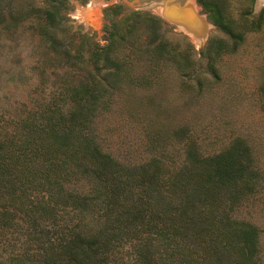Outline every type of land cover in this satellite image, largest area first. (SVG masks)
<instances>
[{"label": "trees", "instance_id": "16d2710c", "mask_svg": "<svg viewBox=\"0 0 264 264\" xmlns=\"http://www.w3.org/2000/svg\"><path fill=\"white\" fill-rule=\"evenodd\" d=\"M198 1L226 34L207 56L216 74L215 60L264 25V6L255 14V0L239 12L227 0ZM14 4L0 0V24L29 23L62 70L55 89H37L22 116L0 118V255L7 264H260V228L235 215L260 184L246 151L204 155L186 130L167 139L144 124L140 161L104 149L99 121L123 113L131 92H150L170 74L189 88L191 47L183 53L159 36L160 19L130 11L124 29L112 24L107 42L86 59L83 44L58 37V9ZM261 102L264 110V88Z\"/></svg>", "mask_w": 264, "mask_h": 264}, {"label": "rangeland", "instance_id": "374dc122", "mask_svg": "<svg viewBox=\"0 0 264 264\" xmlns=\"http://www.w3.org/2000/svg\"><path fill=\"white\" fill-rule=\"evenodd\" d=\"M97 1L14 0V6L58 9L61 17L55 28L58 37L74 48L83 44L86 59L94 46L107 42L112 24L124 29L125 15L130 11L160 19L159 36L177 44L183 53L191 47L195 66L190 78H184L189 88L182 90L175 74H170L150 92H131L123 113H108L99 121L104 149L140 161L145 157L140 142L143 133L140 126L144 124L148 126L146 130L160 131L167 139H173L171 135L177 128L186 130L204 155L226 149L246 151L252 160L251 168H258L260 172V184L235 215L260 228V264H264V110L261 102L264 25L258 31L246 33L235 52L217 58L214 74L206 65L207 56L212 55L210 49L215 41L226 38V34L212 22L208 9L198 0L197 7L208 29L199 28L205 33L202 42H197L184 28L160 14ZM250 3L251 0H227L234 12L249 9ZM262 6L264 0H255L253 13L257 14ZM141 33L139 39H143L144 33ZM48 45L26 21L9 30L0 24V118H19L36 101L38 94L46 95L55 89L56 75L62 69L58 68L57 57ZM40 88L44 89L40 91ZM173 144L180 155L181 145L175 141ZM9 260L6 253L0 255V264H7Z\"/></svg>", "mask_w": 264, "mask_h": 264}, {"label": "water", "instance_id": "95a60500", "mask_svg": "<svg viewBox=\"0 0 264 264\" xmlns=\"http://www.w3.org/2000/svg\"><path fill=\"white\" fill-rule=\"evenodd\" d=\"M97 2L154 12L175 25L195 32L199 31V28L208 30L196 0H98Z\"/></svg>", "mask_w": 264, "mask_h": 264}, {"label": "bare ground", "instance_id": "6f19581e", "mask_svg": "<svg viewBox=\"0 0 264 264\" xmlns=\"http://www.w3.org/2000/svg\"><path fill=\"white\" fill-rule=\"evenodd\" d=\"M203 18V17H202ZM191 36H192V38H194L197 42H202V40L204 39V37H205V33H204V31H197V32H195V31H192V30H190V29H188V28H185V27H183Z\"/></svg>", "mask_w": 264, "mask_h": 264}, {"label": "flooded vegetation", "instance_id": "af4514ba", "mask_svg": "<svg viewBox=\"0 0 264 264\" xmlns=\"http://www.w3.org/2000/svg\"><path fill=\"white\" fill-rule=\"evenodd\" d=\"M175 2V1H174Z\"/></svg>", "mask_w": 264, "mask_h": 264}]
</instances>
